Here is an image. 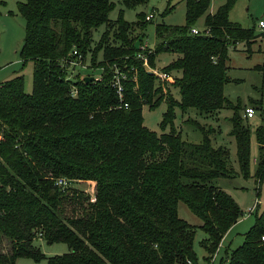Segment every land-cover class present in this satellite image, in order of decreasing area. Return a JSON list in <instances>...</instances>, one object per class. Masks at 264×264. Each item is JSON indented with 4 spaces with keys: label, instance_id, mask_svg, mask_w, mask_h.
Here are the masks:
<instances>
[{
    "label": "trees",
    "instance_id": "16d2710c",
    "mask_svg": "<svg viewBox=\"0 0 264 264\" xmlns=\"http://www.w3.org/2000/svg\"><path fill=\"white\" fill-rule=\"evenodd\" d=\"M134 1L122 0L124 5ZM236 0L211 11L212 0H185L183 24L155 25L157 43L144 47L146 15L136 22L109 20L112 0H24L22 64L33 62V87L22 75L0 82V264L19 256L43 257L33 240L63 241L69 250L46 264H198L195 225L178 215L184 202L200 217L207 261L243 210L214 179L236 174L229 151L213 145L211 125L187 117L201 132L199 142L181 137L177 110L211 114L232 110L230 134L239 170L250 176L251 126L243 106L224 94L229 48L249 50L254 27L229 19ZM0 3H4L0 0ZM202 20L199 33L191 29ZM105 24L93 45L92 30ZM138 32L135 34V30ZM142 36L139 47L135 41ZM143 47V48H142ZM90 58V73L67 78L65 62ZM162 52L176 57L161 67L174 80L161 81L155 69ZM126 72L123 98L111 84L114 66ZM264 89V64L256 65ZM99 79L85 81V76ZM135 77V79H133ZM76 91L72 95V90ZM175 90V93L173 90ZM174 93V94H173ZM166 108L160 133L143 123V106ZM127 104L125 107L124 104ZM263 109L262 98L250 99ZM258 145L255 179H264V118L254 129ZM57 178L67 181L55 184ZM89 185V192L76 187ZM256 205L253 224L228 253L227 264H264V209ZM190 260V262H188Z\"/></svg>",
    "mask_w": 264,
    "mask_h": 264
},
{
    "label": "rangeland",
    "instance_id": "374dc122",
    "mask_svg": "<svg viewBox=\"0 0 264 264\" xmlns=\"http://www.w3.org/2000/svg\"><path fill=\"white\" fill-rule=\"evenodd\" d=\"M0 3V82L8 80L14 76L22 75L24 79V90L27 93L32 91L33 87V62L27 61L22 64L19 51L24 38L23 17L17 10V3L24 0H3ZM113 9L109 12L111 22L122 16L128 22H136L139 15L152 14L151 20L146 23L143 30L144 47L153 48L157 43L154 27L158 23L168 25L183 24L185 22V0H143L134 1L130 5H124L122 0H112ZM224 0H213L210 10H215ZM264 19V0H236L235 4L229 11V19L233 22L240 23L243 27H254L256 37L251 43L249 50L244 42L238 43L236 47L229 48L227 60V74L230 79L224 86L225 96L233 101H240L243 106L250 105V99L262 98L263 109L255 110L251 118H247L251 126L250 142V176L244 177L240 170L236 155V143L234 137L230 134L232 110L223 108L215 113H199L194 108H189L185 114L177 110L175 124L184 140L199 142L202 139L201 132L192 122L185 121L187 117L198 120L202 124L211 125L215 130L210 135L213 145L224 146L229 151L230 165L236 171L231 177H219L212 181L228 194H230L240 209L246 210L248 207L259 201L258 212L264 209V179L257 184L254 173L258 157V145L254 135L255 127L264 118V89L261 88V73L255 69L256 65L264 64V39L262 31L258 27V20ZM197 28L202 27V20L195 25ZM105 28V24L92 30L93 45L98 41ZM138 29L135 30V34ZM176 57L175 53L162 52L155 57V70L161 71V67L168 64ZM81 65L82 68H75L70 72L73 77L77 73L86 75L91 71L88 69L90 58L87 57ZM98 75L99 71L93 72ZM175 93V90L172 89ZM173 93V94H174ZM166 104L162 102L156 109L150 110L147 105L143 106V123L146 127L158 133L161 132L159 122L162 113L165 111ZM254 108V107H253ZM242 117L243 111H241ZM76 187L89 192V185L76 184ZM178 215L195 225L194 249L198 258V264H227L228 253L238 246L244 239V232L253 224L255 212L240 215L239 219L227 230L222 237L217 249L205 260L206 250L200 244V239L205 237L206 232L199 226L201 219L194 212L189 210L187 205L179 201L177 205ZM33 243L39 247L43 257L33 259L28 256H19L15 264H46V257L56 253H62L69 250L67 243L63 241L47 242L42 237H35ZM9 247L6 239H0V249L6 250Z\"/></svg>",
    "mask_w": 264,
    "mask_h": 264
},
{
    "label": "built area",
    "instance_id": "2783aa9c",
    "mask_svg": "<svg viewBox=\"0 0 264 264\" xmlns=\"http://www.w3.org/2000/svg\"><path fill=\"white\" fill-rule=\"evenodd\" d=\"M151 17H152V14H147L145 18L150 19ZM257 25L260 28V30L262 31V38L264 39V19H262V18L259 19ZM199 30H200L199 28L194 26L191 29V32L194 34H197V33H199ZM73 54L76 55L77 51L74 50ZM65 64L67 67V78H73L74 77V76L72 77L70 75V72L73 71L75 68L80 69L84 66V65H81L82 61L80 60L79 54H77V59H73L70 62H65ZM144 65L148 70H151L159 78V80L170 81V82H172L174 80L173 75L169 72L156 71L155 69H151L148 66L145 58H144ZM94 78L99 79L100 78L99 74L95 75ZM126 78H127L126 72H124L122 69H120L119 67H117L115 65L114 69H113V78L111 80V84H112L113 88L116 90V93H117L120 100H122V98H123V90H124L123 80H125ZM133 79H135V77H133ZM71 93H72V95H75V93H76L75 89L72 90ZM124 106L126 107L127 104L125 103ZM254 114H255V109L253 107L247 106L244 109V112H243L244 117L251 118L254 116ZM55 184L60 185V186H65L67 184V181L64 178H57L55 180ZM257 204H260L259 201H256L254 205L248 207L246 210H243L244 214L246 215V214L253 212L255 210ZM261 238L264 239V235H262ZM188 262H190V260H188ZM207 264H209V263H207Z\"/></svg>",
    "mask_w": 264,
    "mask_h": 264
},
{
    "label": "water",
    "instance_id": "95a60500",
    "mask_svg": "<svg viewBox=\"0 0 264 264\" xmlns=\"http://www.w3.org/2000/svg\"><path fill=\"white\" fill-rule=\"evenodd\" d=\"M142 40V36H139V38L135 41V47L138 48L139 47V44ZM85 81H93L94 77L93 76H85L84 77Z\"/></svg>",
    "mask_w": 264,
    "mask_h": 264
},
{
    "label": "crops",
    "instance_id": "0c3cea01",
    "mask_svg": "<svg viewBox=\"0 0 264 264\" xmlns=\"http://www.w3.org/2000/svg\"><path fill=\"white\" fill-rule=\"evenodd\" d=\"M213 1V0H212Z\"/></svg>",
    "mask_w": 264,
    "mask_h": 264
}]
</instances>
